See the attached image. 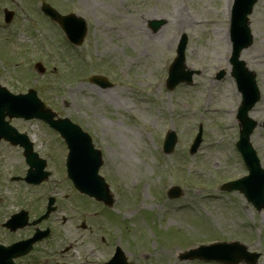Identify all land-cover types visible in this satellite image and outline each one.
Listing matches in <instances>:
<instances>
[{
	"label": "rangeland",
	"instance_id": "374dc122",
	"mask_svg": "<svg viewBox=\"0 0 264 264\" xmlns=\"http://www.w3.org/2000/svg\"><path fill=\"white\" fill-rule=\"evenodd\" d=\"M42 1L61 13L73 12L85 19L87 33L81 45L68 44L58 26L43 16L39 9ZM0 3L17 15L12 25L0 27V48L2 39L5 44L13 40L16 50H7L6 56L0 50V75H19V89L23 90L27 85L22 74L25 63L40 60L46 73L55 67L50 75L35 72V81L29 83L46 105L70 116L90 133L94 145L102 150L99 172L114 193L113 207L119 210L101 213L97 211L101 204L90 200L93 207L91 202H80L81 194L63 174L62 141L40 121H31L22 125L35 136V150L47 159L52 176L37 187L11 180L23 161L17 148L0 146V222L8 211L22 205L27 197L22 195H68L67 201H61L62 212L74 215L77 207V216L56 224L62 225V248L69 243L74 246L65 256H49L54 264L79 262L82 256L99 264L95 261L105 259L112 243L118 241L132 264H218L179 260L177 255L188 247L231 240L260 253L257 264H264V209L256 211L237 191L219 189L223 182L247 173L235 148L240 95L230 75L215 78L220 69L229 68L228 16L232 0ZM176 12L186 17L184 24L177 25ZM151 21L161 24L154 30ZM250 29L253 43L244 49L242 59L256 72L261 92L251 117L263 122L264 0H257L253 8ZM183 34L187 37L186 66L198 74L192 84L167 90V68ZM27 44L32 47L29 56L23 55ZM95 74L112 81V87L101 89L90 83L88 77ZM199 125L202 142L190 155L188 148ZM169 129L177 134V143L167 155L161 145ZM251 143L264 168L263 127H256ZM171 185L180 186L184 196L167 198L166 190ZM82 218L88 229L93 227L94 236L79 227ZM2 234L0 227V237ZM81 234L87 243L74 249L81 242ZM92 247L97 249L93 255L89 251Z\"/></svg>",
	"mask_w": 264,
	"mask_h": 264
},
{
	"label": "water",
	"instance_id": "95a60500",
	"mask_svg": "<svg viewBox=\"0 0 264 264\" xmlns=\"http://www.w3.org/2000/svg\"><path fill=\"white\" fill-rule=\"evenodd\" d=\"M254 2L255 0H235L234 2L231 12L230 31L232 51L229 58V62L232 65L231 74L235 79L238 91L242 95V101L237 112V119L239 121V140L236 145L242 154L244 163L248 169V175L223 184L221 189H238L257 210H260L264 208V169L261 168L256 153L249 142L250 134L257 123L247 115L248 111L259 99L260 93L255 84V74L246 68L244 61L239 60L241 49L250 45L252 41L246 16L251 12ZM42 10L45 14L60 23L68 38L73 43L78 44L82 41L85 34L84 20L73 14L62 16L48 4H43ZM159 24L160 23L157 21L150 22L153 28H156ZM185 45L186 37L183 35L177 47V56L169 67L168 78L166 80L168 89H172L181 81L191 83L192 75L197 73L196 71L186 69L184 58ZM223 74L224 71L221 70L217 74V78H221ZM91 80L103 85V78L101 77L94 76L91 77ZM26 98V100L16 101L13 105L14 108L20 110L25 116L45 119L66 138L71 150L70 158L73 159L70 161L69 158L68 173L75 186L83 192L96 197L98 200L111 204L108 188L103 183V180L96 174L98 166L101 163L99 152H92L88 140L81 137L82 134L76 126L70 124L67 120L53 121V113L43 107L42 103L35 98L34 93L27 95ZM6 99L4 102H1L2 106L8 103ZM262 125L264 126V122ZM200 141L201 130H199L196 135L191 145L190 152H194L197 149ZM175 143V133L173 131L168 132L164 140V152H171ZM29 149V147H26L25 153L31 156ZM82 159L83 161L81 162ZM168 194L169 197L182 195L178 187H171ZM0 250L6 251L7 248H0ZM196 257L204 260H216L226 264H237L241 261L255 264L258 254L247 252L245 246L239 243H216L208 246H200L182 255L183 259ZM3 260V263L9 264L8 259ZM108 264L115 263L110 261ZM117 264H124V262L121 260Z\"/></svg>",
	"mask_w": 264,
	"mask_h": 264
},
{
	"label": "flooded vegetation",
	"instance_id": "af4514ba",
	"mask_svg": "<svg viewBox=\"0 0 264 264\" xmlns=\"http://www.w3.org/2000/svg\"><path fill=\"white\" fill-rule=\"evenodd\" d=\"M10 44L14 45V42L10 41ZM31 52H32V47L30 44H27L25 49H24V53L28 54V56H29ZM4 78H6V79L3 80ZM0 85L6 86L10 91H12L14 93L20 92V89H19L20 88V79H19L18 75H14L13 77H11V75H0ZM4 121L8 122V124L17 128L18 131L24 132L26 134V136L28 137V139L31 141L32 147L34 149L37 148L36 140L34 138L35 136H33L32 132H30L25 126L21 125V124H25V123L29 122L28 120L15 118V117L10 118L9 116H5ZM0 146L1 147L2 146L7 147V148H17L20 153L22 151V148L20 147L19 144L14 145L11 142H9L8 140H6L5 138H0ZM22 196L23 197L27 196V197L23 199L24 201L22 202V205H19L16 207V211H18L20 209L26 210L28 217H29L28 221H31L34 218H36L42 212V209L44 207V195H41V196L22 195ZM67 196L68 195H64L61 198H59V195L56 196L57 203H56V207H55L54 211L50 214V216L45 221H43L42 223L39 224L40 228L47 227L50 230L49 236L47 238L41 240L40 242L34 244L32 246V249L28 253H26L25 255L17 257L15 260L16 264H50V263L54 264V262L50 260L49 256H51L55 253H60V254H62V256H65V255H67L69 250L74 246L72 243H69L68 245H65L62 248L63 244L60 245L61 235L59 234L60 227L62 225L56 224V222H59V221L61 223H64L67 220H72L75 218L74 215L77 216L78 209H79L77 207H76V211H75L76 214H74V215H72V214L65 215L62 212L63 206L61 204V201H63V202L67 201L68 200ZM58 200H59V202H58ZM80 202L85 203V201L82 199L80 200ZM83 207H84V205H83ZM10 212H12V211H10ZM82 212L84 215L86 214L84 210ZM81 220L84 221L86 219L82 218ZM1 222H0V227H1V232L3 233L2 235L3 236L14 235V238H12L11 240H9L7 242L8 244L11 242H14V241L25 240V239L31 237L34 234V232L36 231V226L27 225V226H24L22 228H18L14 232H11L10 230L4 228L2 226ZM86 227H87L86 232L89 231L88 235L94 236L95 234L93 233V227H91L92 229L91 228L88 229L87 225H86ZM81 229L83 230V228H81ZM2 235H1V237H2ZM83 236L84 235L81 234V236H80L81 242H79V243L77 242L76 247L74 249H76L77 247L82 248L83 245L85 243H87V241L85 240V238H83ZM89 251H90V254L93 255L97 251V249L92 247ZM71 255L74 256L73 252H71ZM91 262L92 261H86L84 256H82L81 261H79V262L73 261L72 263H67V264H80V263L91 264Z\"/></svg>",
	"mask_w": 264,
	"mask_h": 264
},
{
	"label": "bare ground",
	"instance_id": "6f19581e",
	"mask_svg": "<svg viewBox=\"0 0 264 264\" xmlns=\"http://www.w3.org/2000/svg\"><path fill=\"white\" fill-rule=\"evenodd\" d=\"M178 15V16H177ZM177 16V19H176V23H177V25H181V24H184L185 22H186V17L185 16H183V15H181L179 12H176L175 13V16L174 17H176ZM230 111L228 110L227 111V113H229Z\"/></svg>",
	"mask_w": 264,
	"mask_h": 264
}]
</instances>
